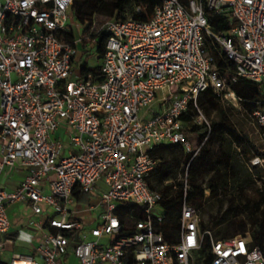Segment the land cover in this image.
I'll use <instances>...</instances> for the list:
<instances>
[{
    "label": "built area",
    "instance_id": "1",
    "mask_svg": "<svg viewBox=\"0 0 264 264\" xmlns=\"http://www.w3.org/2000/svg\"><path fill=\"white\" fill-rule=\"evenodd\" d=\"M73 4L0 0V252L9 205L29 203L28 228L43 234L35 255L0 264H68L69 255L77 264H264L251 233L219 239L202 231L198 210L186 201L167 237L159 228L163 197L148 183L158 164L153 147L180 145L192 162L205 146L207 138H188L181 120L201 93L214 90L247 117L230 82L264 86V0H162L149 21H106L97 30L106 36L100 84L75 71L79 42L91 36L67 41L76 32ZM211 16L236 25L215 31ZM207 39L236 64L234 73L216 67ZM256 104L249 118L264 139V100ZM61 128L64 141L54 137ZM261 154L252 166H264ZM10 168L29 171L13 191L1 180ZM83 195L97 201L92 210L102 209L96 227L86 228L78 216ZM122 203L143 208L145 219L131 233L116 214ZM68 232L80 241L73 251ZM103 237L111 238L108 245Z\"/></svg>",
    "mask_w": 264,
    "mask_h": 264
},
{
    "label": "trees",
    "instance_id": "2",
    "mask_svg": "<svg viewBox=\"0 0 264 264\" xmlns=\"http://www.w3.org/2000/svg\"><path fill=\"white\" fill-rule=\"evenodd\" d=\"M162 0H74L72 17L85 26L83 36L90 35L91 40L98 39L95 45L100 64L90 67L87 63L81 69L84 77L93 76L94 82L104 81L101 63L105 55L106 36L91 31L97 17L123 22L128 19L149 21L154 9ZM141 9L139 12L138 9ZM210 27L215 31L227 32L236 21L223 16H211ZM67 41L73 43L75 33L67 34ZM84 41H88L85 40ZM206 47L214 57L216 67L223 73H234L236 64L223 54L219 46L210 39ZM79 56H76V58ZM75 58V60H76ZM231 89L241 100L247 118L264 100V86L239 79L230 82ZM210 118L208 124H196L201 112ZM239 112L232 105L224 102L214 90L208 89L201 93L195 102L191 101L187 113L181 120L187 135L207 142L199 155L191 162V156L183 147L176 144L157 145L149 154L158 164L148 179L151 190L162 195V207L165 220L159 228L171 236V230L177 225L184 202L194 206L200 215L202 231L211 230L219 239H228L239 234L251 233L253 247L264 252V166L252 167L251 161L262 155L259 149L235 127L230 113ZM214 113V116H212ZM185 180L187 189L185 190ZM79 202H89L86 195L77 196ZM217 200L220 205V217L208 223L203 217L207 203ZM116 214L120 218L124 232L131 233L138 221L145 219L143 208L133 203H122ZM212 224V226H210ZM217 228H214V226ZM54 232V230L52 229ZM71 241H76V233H64Z\"/></svg>",
    "mask_w": 264,
    "mask_h": 264
},
{
    "label": "crops",
    "instance_id": "3",
    "mask_svg": "<svg viewBox=\"0 0 264 264\" xmlns=\"http://www.w3.org/2000/svg\"><path fill=\"white\" fill-rule=\"evenodd\" d=\"M76 63L77 62H75V71L77 65ZM154 106L159 108L158 104H155ZM65 136H66L65 128L59 129L54 135L56 139H59L61 141H64ZM259 137L262 141H264V139L260 135ZM191 141L193 143H196L198 141V138L194 137V140ZM28 173H29L28 169L25 168L6 169L1 177V180L8 191H13L26 178ZM89 204L95 205L94 201L92 202L89 201V202H78L76 206L78 216L84 222L86 228L92 227V225L96 223L97 217L102 213V209H98L94 211L90 208ZM27 208L31 210V214L33 216L32 207L29 203H15L8 206L7 213L11 226L9 232L3 235V242L5 248L2 252H0V261L4 263H9L10 260L12 259V256L15 254L35 255V249L42 242L43 234L40 232L37 233L32 229L28 228L32 216L28 218V221L25 220L26 221L25 224L21 226L14 225L13 222L14 212L25 210ZM16 248L18 250H16ZM21 249L22 250L24 249L25 252H20ZM73 250L74 248L70 246V251ZM65 261L68 264H77L76 258L71 255L65 257Z\"/></svg>",
    "mask_w": 264,
    "mask_h": 264
},
{
    "label": "rangeland",
    "instance_id": "4",
    "mask_svg": "<svg viewBox=\"0 0 264 264\" xmlns=\"http://www.w3.org/2000/svg\"><path fill=\"white\" fill-rule=\"evenodd\" d=\"M106 21H107V19L105 17H97L95 19L96 28L99 29V27L102 24H104ZM71 22H72V24L76 25V28H75L76 29V32H75L76 37H75V39L78 41V40L82 39L85 26L81 25L74 18H72ZM92 43H93V40L80 41L79 42V45H78L79 56L77 57V61H76L77 62L76 63L77 64L76 65L77 73L81 72V69L85 63H87L91 67H95V66L100 64V59H99V56L96 52V47L91 46ZM158 109H159L158 107L154 106L155 111H158ZM144 112L145 111L143 110V112L141 113V116H143ZM148 116H149V113L147 114L146 117H148ZM212 116H214V113ZM230 116H231L233 123L235 124L236 129L241 134H243L244 136H248L249 139L254 143V145L260 150V152L264 153V141H262L260 139L259 134H258V128H257L256 124L254 123V121L250 118L245 117V115H242V113H239V112L232 111L230 113ZM205 120L207 122H210V118L207 117V115L202 111L200 113L197 121H196V124L202 125V124L206 123ZM188 136H189V139L194 140L192 133H189ZM263 183H264V180L258 181L259 186H262ZM99 187L103 188L104 191L107 190L103 186V181L99 182L98 188ZM96 203H97V201L94 200V204H96ZM220 214H221V211H220L219 203L217 202V200H211L209 203H207L205 211L202 212V217L208 223H212L220 217ZM31 216H32V214H31V210L29 208H27L25 210L14 212V218H13L14 225L21 226V225L25 224V222L28 221V218ZM92 226L96 227L97 223H94ZM210 226H212V224ZM213 226H214V228H217V226H215V225H213ZM110 239H111L110 237H103L100 240V243L102 245H108L110 242ZM89 240H92V238H89ZM79 243H80V241L76 239V241H72L70 243V246L72 248H75ZM16 250H18V249L16 248ZM20 252H25V251H24V249L23 250L21 249Z\"/></svg>",
    "mask_w": 264,
    "mask_h": 264
}]
</instances>
